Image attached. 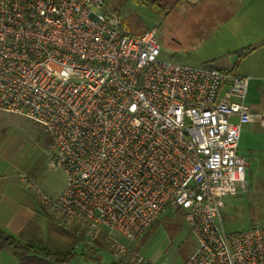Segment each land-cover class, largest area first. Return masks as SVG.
<instances>
[{"label": "built area", "instance_id": "obj_1", "mask_svg": "<svg viewBox=\"0 0 264 264\" xmlns=\"http://www.w3.org/2000/svg\"><path fill=\"white\" fill-rule=\"evenodd\" d=\"M157 33L133 34L106 0H0V110L44 129L67 184L50 197L22 179L59 224L105 239L113 264H162L113 232L137 239L168 205L197 239L186 264H264V224L228 232L222 218L248 185L251 77L162 58Z\"/></svg>", "mask_w": 264, "mask_h": 264}, {"label": "rangeland", "instance_id": "obj_2", "mask_svg": "<svg viewBox=\"0 0 264 264\" xmlns=\"http://www.w3.org/2000/svg\"><path fill=\"white\" fill-rule=\"evenodd\" d=\"M106 2L109 8H117L120 11L133 34H142L156 28L162 46L161 57L177 60H180L175 57L178 52L179 56L185 53L203 54L206 46H209L204 38V35H208L206 24L211 25L210 22L214 20L224 23L234 13L233 9L228 7L229 0H158L161 4L159 8L137 0ZM178 3H181L180 6H177ZM166 4L169 7H166ZM172 4L173 7L170 6ZM48 141V135L35 121L17 113L0 110V152L3 157L18 167L20 173L29 175L36 181L44 193L57 197L66 187L67 175L63 169H54L47 165ZM241 146L244 147L243 144ZM225 200L222 218L228 232L240 231L253 224H264V161L251 164L248 169L247 188L225 196ZM40 212L35 220L40 223L39 234L32 243L38 246L44 244L51 249H71V243L57 244L58 242L54 241L56 237L53 233L61 236L68 231L58 226L53 218L46 216L41 210ZM113 235L130 244L146 258L160 261L162 264H186L197 247V239L186 222L183 209L171 205L167 206L156 223L139 238L130 239L117 231L113 232ZM87 240L89 237L86 236L81 242L77 239L71 241L81 243L80 247L75 249L76 260L82 264L114 262L105 239L101 237L94 242L95 250L99 251L94 257L80 255L82 249L85 250L84 247L89 249Z\"/></svg>", "mask_w": 264, "mask_h": 264}, {"label": "crops", "instance_id": "obj_3", "mask_svg": "<svg viewBox=\"0 0 264 264\" xmlns=\"http://www.w3.org/2000/svg\"><path fill=\"white\" fill-rule=\"evenodd\" d=\"M228 7L234 12L229 20L224 23L214 20L210 22L211 25L206 24L208 35H204V38L209 46H206L203 54L185 53L179 56L178 52L175 57L180 60L174 59L229 69L251 77L247 100L257 115L243 127L239 142V152L247 159L249 169L251 164L264 161V118L261 117L264 115V0H229ZM23 174L0 152V228L21 242L32 243L39 234L40 223L35 220L40 210L50 216L37 193L22 179ZM55 222L68 233L61 236L53 233L56 237L54 241L57 244L71 243L72 248L80 247L79 242L86 235L77 234L73 229ZM76 239L78 243L71 242ZM94 242L87 240L89 249L84 247V253L87 251L89 253L86 254H90L95 249ZM0 264H19L18 257L10 247L0 249ZM73 264L82 263L75 259Z\"/></svg>", "mask_w": 264, "mask_h": 264}, {"label": "trees", "instance_id": "obj_4", "mask_svg": "<svg viewBox=\"0 0 264 264\" xmlns=\"http://www.w3.org/2000/svg\"><path fill=\"white\" fill-rule=\"evenodd\" d=\"M137 1L148 4L154 8L156 7L159 8L161 5L158 2V0H137ZM165 6L169 7L168 4H166ZM170 6L173 7V4ZM252 49L253 47L250 48L249 51ZM244 55L245 53L241 55L239 58H241ZM155 223H153L151 227ZM255 225L257 224H253L252 226ZM4 247H10L13 250L15 255L18 257L19 264H73L75 256H77V252L75 250L76 248L53 250L46 246H41V245L38 246L37 244L34 243L21 242L20 240H18L17 238L8 234L6 231L0 228V249ZM97 252H99L98 249L97 250L94 249L93 251H91V254H86V252L84 253V250L82 249L80 255H87V256L89 255V257H94V254ZM105 264H109V263L105 262Z\"/></svg>", "mask_w": 264, "mask_h": 264}]
</instances>
